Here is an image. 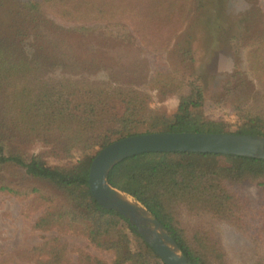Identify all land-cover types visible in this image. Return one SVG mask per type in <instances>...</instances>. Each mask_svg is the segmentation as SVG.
<instances>
[{"label":"trees","instance_id":"obj_1","mask_svg":"<svg viewBox=\"0 0 264 264\" xmlns=\"http://www.w3.org/2000/svg\"><path fill=\"white\" fill-rule=\"evenodd\" d=\"M191 0H170L168 12L182 13ZM203 0H192L199 9ZM118 1L109 6L97 0H0V193L31 195L43 205L36 229L60 227L75 230L101 250H112L114 264H164L134 227L120 214L103 209L91 196L87 177L96 154L113 141L143 133L197 132L264 135V96L253 92L245 73L236 71L224 85L227 107L241 119L232 132L221 123L206 120L200 107L204 87L198 77L177 81L179 96L176 111L169 120L153 118L145 98L129 87L107 84L90 85L70 77L47 78L42 60L29 58L24 41L39 34L46 13L69 15L88 25L74 27L84 33L101 14L110 16ZM57 11V12H56ZM22 15L31 30L15 28ZM168 17V16H167ZM71 20V21H73ZM183 56L190 55L181 48ZM252 67L264 79V41L252 54ZM188 59V58H187ZM191 59V58H190ZM188 59V60H190ZM41 69V70H40ZM165 78L164 81H167ZM81 82V83H79ZM253 94V95H252ZM121 105L117 114L116 103ZM54 137L58 150L69 155L77 150L80 157L70 168L51 166L40 155H30L19 144L27 137ZM91 152V153H90ZM216 154L144 153L126 158L107 175V182L137 199L163 224L191 264H216L219 249L207 242L199 229L190 233L178 219L181 211L188 217L209 216L226 222L247 238H264V160L224 156L234 160L221 166ZM12 169L18 174L13 175ZM20 179L42 184L18 187ZM252 185L258 196L245 197L241 187ZM131 234L140 249L130 247ZM58 248L51 252L60 258ZM40 264H57L47 261ZM82 264H103L84 257Z\"/></svg>","mask_w":264,"mask_h":264},{"label":"rangeland","instance_id":"obj_2","mask_svg":"<svg viewBox=\"0 0 264 264\" xmlns=\"http://www.w3.org/2000/svg\"><path fill=\"white\" fill-rule=\"evenodd\" d=\"M97 1L109 6L115 0ZM117 1L114 13L101 14L97 23L85 27L84 33L74 27L88 25L85 22H76L71 16L67 19L69 15L46 13L38 36L27 35L24 41L29 58L42 60L47 78L70 77L94 86L107 84L135 90L148 102L157 123L172 117L185 91L178 89L175 80L188 82L198 77L204 87L200 107L203 117L221 123L230 132L241 123L222 99L231 75L244 72L253 92L264 96V79L258 77L251 61L252 52L264 41V0H203L199 9L191 0L188 10L175 14L173 10L168 12L170 0ZM13 26L26 34L31 30L22 15ZM181 48H188L190 55L183 56ZM165 78L170 82L166 83ZM116 111H122L118 102ZM155 121L140 126L138 132L143 133ZM60 144L52 136H31L19 147L28 156L40 155L51 166L70 168L80 153L73 149L69 155L63 154L58 150ZM213 160L221 166L234 162L224 156ZM12 174L18 173L12 169ZM41 186L29 179L18 182L20 188ZM241 190L250 200L258 196L252 185H244ZM42 213V203L31 195L0 193V264H40L49 260L82 264L86 256L114 264L112 250L97 248L78 231L36 229L34 224ZM178 219L185 230L189 228L193 233L199 229L208 236L207 242L219 249L216 264H264L262 236L258 240L247 238L232 225L209 216L188 217L179 211ZM129 238L130 247L140 249L131 234ZM57 246L61 251L58 259V254L54 257L51 252Z\"/></svg>","mask_w":264,"mask_h":264},{"label":"water","instance_id":"obj_3","mask_svg":"<svg viewBox=\"0 0 264 264\" xmlns=\"http://www.w3.org/2000/svg\"><path fill=\"white\" fill-rule=\"evenodd\" d=\"M199 153L264 160V135L197 132L140 133L113 141L90 163L87 185L92 198L134 227L164 264H191L155 215L127 193L107 182L109 171L122 160L144 153Z\"/></svg>","mask_w":264,"mask_h":264}]
</instances>
